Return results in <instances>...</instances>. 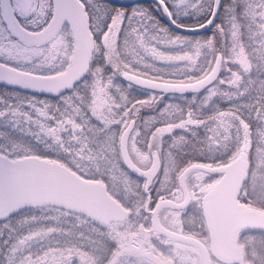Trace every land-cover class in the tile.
<instances>
[{"label": "snow or ice", "instance_id": "1", "mask_svg": "<svg viewBox=\"0 0 264 264\" xmlns=\"http://www.w3.org/2000/svg\"><path fill=\"white\" fill-rule=\"evenodd\" d=\"M0 264H264V0H0Z\"/></svg>", "mask_w": 264, "mask_h": 264}]
</instances>
